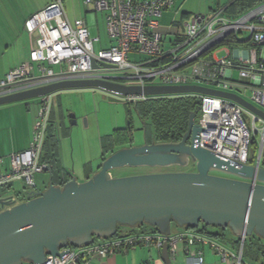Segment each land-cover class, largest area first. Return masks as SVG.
<instances>
[{"label": "built area", "instance_id": "obj_1", "mask_svg": "<svg viewBox=\"0 0 264 264\" xmlns=\"http://www.w3.org/2000/svg\"><path fill=\"white\" fill-rule=\"evenodd\" d=\"M175 2L84 0L86 6L105 13L113 40L109 48L96 50L95 42L100 38L91 37L83 18L71 23L63 0H55L27 20V30L38 31L39 36L32 46L30 61L13 68L0 80V97L65 80L100 79L138 86L199 84L238 94L243 89L251 91V103L264 111V1L237 16L226 12L228 6L207 17L197 16L185 23L184 34L175 22L169 30L162 27L164 11ZM169 35L175 38L169 40ZM132 55L146 57L133 60ZM93 60L98 67L92 65ZM236 69L239 79L234 78ZM197 95L201 99L197 144L226 160L252 164L257 169L264 167V117L227 98ZM50 97L39 98L31 144L9 155L10 167L0 174V187L23 180L31 188L36 176L46 170L39 158L49 128ZM123 97L135 102L147 96ZM4 162L1 158L0 163ZM244 241L242 237L238 247L231 250L188 229L168 237L153 231H126L82 247H67L60 256L48 255L42 264H87L94 257L106 258L140 246L162 249L165 242L171 260L177 257L183 243L187 264H204L203 249L193 248L197 244H211L227 264H255L245 261Z\"/></svg>", "mask_w": 264, "mask_h": 264}, {"label": "water", "instance_id": "obj_2", "mask_svg": "<svg viewBox=\"0 0 264 264\" xmlns=\"http://www.w3.org/2000/svg\"><path fill=\"white\" fill-rule=\"evenodd\" d=\"M92 65L98 67L93 60ZM107 68L112 65L104 64ZM101 89L119 96L203 94L235 101L264 117V111L240 94L199 84L126 85L111 80H65L0 97V105L39 99L69 89ZM189 116L179 141L148 142L121 148L104 158L85 181L76 176L61 185L52 178L44 190L32 186L28 199L18 202L0 188V264H42L67 247H82L118 234L119 226L149 224L162 235L173 225L230 229L239 237L264 239V167L226 160L197 144V114ZM195 166L194 171H163L113 176L112 170L131 166ZM214 172H221L214 173ZM173 264L168 242L162 247Z\"/></svg>", "mask_w": 264, "mask_h": 264}, {"label": "crops", "instance_id": "obj_3", "mask_svg": "<svg viewBox=\"0 0 264 264\" xmlns=\"http://www.w3.org/2000/svg\"><path fill=\"white\" fill-rule=\"evenodd\" d=\"M54 1L55 0H0V80L13 68L23 62L30 61L32 46L38 38L39 32L35 31L30 33L26 28V22L30 17L43 10ZM180 1L181 0H176L171 8L164 11L161 23L164 30H169L175 22L179 26L180 32L184 34L185 22H183V19L189 17L193 7L196 8L197 6L191 5L185 7L188 0ZM198 1H200V9L194 14L191 21L197 16H210L215 11L229 6L232 0ZM209 1H211V3ZM63 6L65 14L71 23H74L78 18H83L88 27L89 24L87 20L91 13L105 15L104 12H98L91 6H86L84 0H63ZM207 8L209 12L205 13L204 10ZM97 37L100 38L101 42V37ZM172 38L175 37L171 35L168 36L169 40ZM101 48L104 47L101 46ZM80 91H84V89L62 90L53 93L50 97L47 141L44 144L39 158L40 162L46 164V170L36 176V185L41 190L48 187L51 178L56 185L71 179L72 176H76L79 181L87 180L100 169L102 161L107 156L110 148L113 147V134L107 135L100 133L99 136L97 135L94 140L91 139L90 141L96 143V145L98 144L99 148H101L100 155H97L95 158L90 157L89 153L85 152L84 148H87V142H81V144H79L80 149L78 148V150H76L77 148L73 146L74 143L69 141L74 133V126L78 125L80 118L82 120L83 117L86 116L88 126H94V128L100 121L93 116L91 107H82L75 110L68 101V105H65V97H70L69 95L75 93L80 94ZM103 92L107 93L106 91ZM39 109V99L17 101L0 105V159H5L4 163H0V173L9 170L8 157L10 154L21 152L29 148L33 138V128L37 120ZM76 151L77 156H75ZM45 154L48 156L46 157ZM48 159H50V161ZM25 187L23 180H17L3 187L1 191H3L5 195H14L18 199V197L22 196L21 192ZM24 200H26V197L22 199V201ZM176 231H179V229L173 230V232ZM222 232L223 235L221 236L227 238V229H224ZM209 236L217 243L231 250L237 248L236 239H234L233 236H231L228 241L222 240L219 238L220 236ZM193 248L203 249L204 264H227L222 260L221 255L213 249L211 244H204L202 246L197 244ZM172 263L187 264L183 243H180L177 257L172 260ZM87 264L167 263L162 256V249L140 246L135 249L123 250L116 254L109 255L106 258L94 257Z\"/></svg>", "mask_w": 264, "mask_h": 264}, {"label": "rangeland", "instance_id": "obj_4", "mask_svg": "<svg viewBox=\"0 0 264 264\" xmlns=\"http://www.w3.org/2000/svg\"><path fill=\"white\" fill-rule=\"evenodd\" d=\"M180 2H182V0ZM209 2L211 3V1ZM191 5H194V6L196 5L197 7L196 8L193 7V10L191 11L192 13L190 14V16L183 19V22L185 23L187 21H191V19L194 17V14H196L198 9H200V1L188 0L185 7L191 6ZM204 11L205 13H208L209 9L207 8ZM87 21L89 24L91 37L93 38L97 36L101 37V42L100 41L95 42V49L98 50L99 48H101V46L104 48H109L112 45L113 40L111 39L108 33L107 21H106L105 15H102L100 13L99 14L91 13ZM220 55H223V53H220ZM145 57L146 56H142V55H132L133 60H141ZM234 78L239 79L238 69H236L234 72ZM87 89H84V91H80L81 92L80 94L75 93V94L69 95L70 97L68 96L67 98L65 97L64 99L66 101L65 105H68L67 104V101H68V103L72 107H74L75 110L82 108V107L84 108L91 107L93 116L98 118V120H100L99 123H97L94 128V126L93 127L88 126V121H86L87 119L86 116H84L82 120L80 118V122L78 123V125L74 126V133L69 139L70 142L74 143L73 146L77 148L76 150H78L79 144L85 141V143L87 142L86 143L87 148H84L85 152L89 153L90 157L96 158L97 155H100L101 148H99L98 144L96 145V143L90 142V141L91 139L94 140V138H96L97 135L99 136L100 133L107 134V135L113 134L112 137L115 140L113 143V147L110 148V150L107 153V156H109L111 153L121 148L144 143L145 136L147 140L152 139L150 128L148 129L149 132L148 131L146 132L145 122L142 119L140 113L138 112L136 105L128 103L127 100L122 97L114 96L115 94L112 95V93H109V94L108 92L105 93L101 91V89L100 90L92 89V88H87ZM239 93L244 99L250 101L251 91L246 92L243 89V90H240ZM196 120L199 121V114L197 115ZM131 133L133 135V138L128 139V136H131ZM75 156H77V151L75 153ZM193 168L195 169V166L193 164H190V167L189 166L183 167V166H177V165H172V166H167V167L125 166V167L112 170V173L114 174L112 175L113 176H131V175L156 173V172H163V171H176V170L179 171L181 169L186 170V169H193ZM214 173L220 174L221 172H214ZM29 190L32 191L33 188L25 187V189L22 190L21 192L22 196L18 197L17 199L18 202L22 201V199H24L25 197H27L26 199H28L27 193L29 192ZM183 228L184 227H178L175 224L173 225L174 231L177 229L181 230ZM207 228L210 231L222 230V228L213 227V226H207ZM144 229L149 230L148 226L144 228H141V227L132 228L129 226L120 227V230L122 232L130 231V230L139 232ZM227 231H228L227 233L228 235H226L227 238H224L223 236H220L219 238H221L224 241H228V239L231 236H233L234 239H237L238 236L234 235L230 231V229H227ZM245 261L247 263L249 261L252 262L251 260L248 259V257H245ZM252 263H255V262H252Z\"/></svg>", "mask_w": 264, "mask_h": 264}, {"label": "trees", "instance_id": "obj_5", "mask_svg": "<svg viewBox=\"0 0 264 264\" xmlns=\"http://www.w3.org/2000/svg\"><path fill=\"white\" fill-rule=\"evenodd\" d=\"M262 1L264 0H232L226 9V12L231 16H237ZM223 44H226V42ZM119 97L124 98L123 96ZM127 102L136 105L138 112L145 122L146 132L150 128L152 139H149L148 142L151 143L179 141L183 134L187 131L190 113L198 110L201 104V99L197 94H177L147 96L142 100ZM132 133L131 136H128V139L133 138ZM114 141L115 140H113V143ZM45 156L47 157L48 155L45 154ZM48 160L50 161V159ZM65 182H61V184ZM146 226H148L149 230L144 229L140 232H158L157 228L146 223L137 227L144 228ZM120 227L121 226L118 227V234L122 233ZM183 229L193 230L197 233L204 234L207 237H210L209 235L217 237L221 236L223 235L222 231L224 230H217L215 232L209 231L207 226L204 224H201L198 228L184 227ZM129 232L137 231L130 230ZM240 241L241 237L238 236L235 241L237 247ZM244 257H248L249 260L257 264L258 262L259 264H264V239L256 234L246 237L244 241Z\"/></svg>", "mask_w": 264, "mask_h": 264}, {"label": "flooded vegetation", "instance_id": "obj_6", "mask_svg": "<svg viewBox=\"0 0 264 264\" xmlns=\"http://www.w3.org/2000/svg\"><path fill=\"white\" fill-rule=\"evenodd\" d=\"M192 164V163H191ZM189 167H190V164L188 165ZM195 169L193 168V169H181V170H179V171H194ZM177 171V170H176ZM113 174V173H112ZM217 174V173H216ZM28 196V195H27ZM27 198V197H26Z\"/></svg>", "mask_w": 264, "mask_h": 264}, {"label": "clouds", "instance_id": "obj_7", "mask_svg": "<svg viewBox=\"0 0 264 264\" xmlns=\"http://www.w3.org/2000/svg\"><path fill=\"white\" fill-rule=\"evenodd\" d=\"M0 174H1V173H0ZM10 184H11V183H10ZM35 184H36V183H35ZM8 185H9V184H8ZM5 186H7V185H5ZM5 186H2V187H5ZM2 187H0V188L2 189ZM29 191H30V190H29ZM14 198L17 199L15 196H14Z\"/></svg>", "mask_w": 264, "mask_h": 264}]
</instances>
